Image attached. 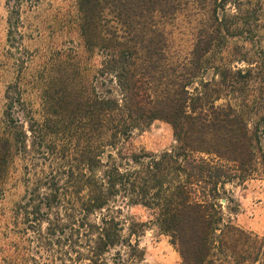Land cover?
<instances>
[{
	"label": "trees",
	"instance_id": "16d2710c",
	"mask_svg": "<svg viewBox=\"0 0 264 264\" xmlns=\"http://www.w3.org/2000/svg\"><path fill=\"white\" fill-rule=\"evenodd\" d=\"M193 2L77 0L84 53L97 54L99 66L71 87L46 85L39 118L23 113L21 126L6 115L0 130V185L10 161L23 160L14 219L23 264L140 262L146 226L125 214L136 206L154 213L181 264H264V236L223 210L232 213L227 185L264 176V94L245 95L264 64L210 62L221 40L251 33L241 4L227 12L226 0L200 19L190 57H171L162 23ZM154 121L170 126L172 149H126Z\"/></svg>",
	"mask_w": 264,
	"mask_h": 264
},
{
	"label": "rangeland",
	"instance_id": "374dc122",
	"mask_svg": "<svg viewBox=\"0 0 264 264\" xmlns=\"http://www.w3.org/2000/svg\"><path fill=\"white\" fill-rule=\"evenodd\" d=\"M220 1L194 0L174 20L162 23L171 57H190L200 19L211 17ZM234 3L241 4L245 11L251 33L221 40L210 53V62L241 68L245 67L239 62L241 59L264 64V0H226L227 12H235ZM217 14L221 16L222 10L218 9ZM78 25L77 0H0V130L5 127L6 115L21 126L23 113L39 118L41 90L46 85L62 82L71 87L88 68L99 66L97 54L84 53ZM250 36L255 37L254 45ZM262 78L260 75L254 78L250 88L245 87V95L258 98L264 94ZM7 97L14 98L12 103ZM174 145L170 126L154 121L146 129L135 132L126 149L133 153L159 154ZM10 162L0 185V264H23V225H14V219H21L16 205L24 194L23 160L16 156ZM226 190L232 201L229 204L232 213L223 209L225 216L243 230L263 237L264 176L256 171L242 183L235 181L227 185ZM221 205L226 206L224 200ZM125 214L129 220L146 226L139 239L143 257L136 264H181L169 237L154 225L151 210L136 206L126 209Z\"/></svg>",
	"mask_w": 264,
	"mask_h": 264
}]
</instances>
